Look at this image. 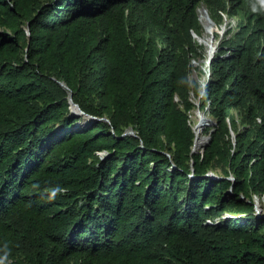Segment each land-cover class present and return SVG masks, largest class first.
Returning <instances> with one entry per match:
<instances>
[{"label":"trees","instance_id":"16d2710c","mask_svg":"<svg viewBox=\"0 0 264 264\" xmlns=\"http://www.w3.org/2000/svg\"><path fill=\"white\" fill-rule=\"evenodd\" d=\"M255 193L264 0H0V264H264Z\"/></svg>","mask_w":264,"mask_h":264},{"label":"rangeland","instance_id":"374dc122","mask_svg":"<svg viewBox=\"0 0 264 264\" xmlns=\"http://www.w3.org/2000/svg\"><path fill=\"white\" fill-rule=\"evenodd\" d=\"M202 7L204 8L205 6H201L199 9V16L200 19L204 25V30L203 33L201 35L198 36L195 35L196 32H194L195 37L200 41L201 44H203L206 48L207 51V57L206 58H192L191 61V65H192V74H191V78L198 82V84L201 85L202 88H204L206 86V83L208 81V77H210V72H209V65L206 62L208 55H209V50L212 47H215V51L217 50V45H218V41L215 40V32H219L221 33V35H224L226 30L228 29V24L227 23H223L222 25L216 23L213 19V23H214V27L215 29L211 32V33H207L206 28H205V24H204V20L202 19V14H201V9ZM206 8V7H205ZM230 20H228L229 22ZM235 20H231V23L234 24L236 22H234ZM201 36H209L207 39L209 41V43H205L203 41H201ZM211 41V42H210ZM207 111H202L199 107L197 109H195L194 111H192L191 113V122L194 124V127L196 129V134H197V125L200 122V117L199 115H203L207 118L206 122L204 124H202L198 129L200 130V134L202 137H207L209 136L207 133H204V130L213 124L211 116L206 113ZM207 141V140H206ZM202 146V145H201ZM199 146V148L201 147ZM216 174V173H215ZM255 205L258 209H262L260 210V212H264V196H259V198L255 197Z\"/></svg>","mask_w":264,"mask_h":264},{"label":"water","instance_id":"95a60500","mask_svg":"<svg viewBox=\"0 0 264 264\" xmlns=\"http://www.w3.org/2000/svg\"><path fill=\"white\" fill-rule=\"evenodd\" d=\"M206 11H207V14H208V18L213 22V20H212L210 14H209L207 8H206ZM30 32H31V30L28 29V33H29V34H30ZM195 35L198 36L197 33H195ZM214 54H215V47H212V48H211V52H209V55H208V58H207V63H208L209 66H210L211 61H212V59H213V57H214ZM61 84L64 85L65 87H68V85H67V83H66L65 81H61ZM70 101H71V103H72V110H73L74 113H76V114H83V113H85V111L81 108V106L79 105V103H77V102L74 100L73 92H72V91L70 92ZM91 117H96V116H91ZM96 118H97V117H96ZM126 133H132V134H135V130L131 129V130L127 131ZM199 134H200V133H199ZM199 134H198V133L196 134L195 143H194V146H193V152H195L196 149L198 148L197 143H196V140H197ZM209 138H210V135L206 137V140L208 141ZM207 141H206V142H207ZM204 142H205V141H204ZM204 142H203V143H204ZM206 142H205V143H206ZM205 143H204V144H205ZM204 144H203V145H204ZM208 175L217 176V175H216L214 172H212V171L209 172ZM217 177H218V176H217Z\"/></svg>","mask_w":264,"mask_h":264},{"label":"bare ground","instance_id":"6f19581e","mask_svg":"<svg viewBox=\"0 0 264 264\" xmlns=\"http://www.w3.org/2000/svg\"><path fill=\"white\" fill-rule=\"evenodd\" d=\"M200 12L202 14V19L204 20V24H205V28H206L207 33H211L215 29L214 23L208 18V14H207V11H206V8L205 7L204 8L202 7V9H201ZM208 37L207 36H201L200 39H201V41H203L205 43H209V41L207 39ZM209 52H211V49L209 50ZM199 117H200V122L196 126L197 127V133L198 134L200 133V130L198 128L202 124H204L206 122V120H207V118L205 116H203V115H199ZM205 140H206V138L205 137H202L201 134H199V136H198V138L196 140L197 146L202 145Z\"/></svg>","mask_w":264,"mask_h":264},{"label":"built area","instance_id":"2783aa9c","mask_svg":"<svg viewBox=\"0 0 264 264\" xmlns=\"http://www.w3.org/2000/svg\"><path fill=\"white\" fill-rule=\"evenodd\" d=\"M209 68H210V66H209ZM209 72H210V69H209ZM209 74H210V73H209ZM208 78H209V77H208ZM194 128H195V127H194ZM195 130H196V129H195ZM205 142H206V140H205ZM205 142H204V143H205ZM204 143H203V144H204ZM203 144H202V146H203ZM199 146H201V145H199ZM199 146H198V148H199ZM202 146H201V147H202ZM259 196H260L259 194H256V193L254 194V202H255V197L259 198ZM255 206H256V205H255ZM257 207H258V206H257ZM257 207H256V212H257L258 214L263 213V212H260V210H262V209H258ZM209 221L212 222L211 219H209Z\"/></svg>","mask_w":264,"mask_h":264}]
</instances>
